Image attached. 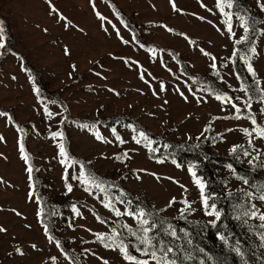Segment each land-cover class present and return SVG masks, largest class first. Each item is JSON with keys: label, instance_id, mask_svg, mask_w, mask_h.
Returning a JSON list of instances; mask_svg holds the SVG:
<instances>
[{"label": "rangeland", "instance_id": "obj_1", "mask_svg": "<svg viewBox=\"0 0 264 264\" xmlns=\"http://www.w3.org/2000/svg\"><path fill=\"white\" fill-rule=\"evenodd\" d=\"M112 1L135 30L107 0H0L4 21L0 22V42L4 44L0 48V106L10 111L0 109L6 113L0 116V228L4 229L0 231V264H128L118 250L97 241L94 233L111 234L119 224L135 229L136 222L128 216L116 217L104 207V193L95 188L85 191V186L72 179L79 165L66 169L61 164V142L71 160L83 162L87 171L104 182L121 212L127 208V195L114 182L161 216L180 221L157 223L155 230L173 249L168 259H175L176 264H252L239 242L236 244L237 234L228 230L227 219L222 220L225 206L228 217L255 247L257 263L264 264V221L243 214L252 204L257 216L264 214V201L256 198L264 188V140L255 133L252 137L244 134L242 129L253 128L249 120L225 119L233 116L235 109L215 99L216 94L226 93L246 113L243 101L248 95L239 89L242 84L248 86L252 111L258 123L264 124L260 115L264 104L258 102L260 94L254 91L256 87L264 89V0H245L246 6L237 7L234 2L231 9L225 8L256 21L249 41L235 46L249 56L248 48L255 47L251 60L255 78L243 61L237 58L233 63L234 38L222 23L216 0ZM60 15L66 19H59ZM232 23L238 38L243 30L235 15ZM212 56L217 59L213 61ZM23 57L38 70V81L25 69ZM68 113L73 118L67 120ZM123 117L133 118L172 141L225 157L213 166L228 201L207 190L196 165L177 162L167 145L146 134L152 142L147 144L139 136L141 130ZM109 119L119 120L109 124ZM82 124L94 127L90 130ZM113 128L123 144L113 135ZM57 131L63 132V140L52 138ZM96 131L110 143L97 140ZM134 136L141 143L137 144ZM234 146H238L236 152ZM189 166H195L204 182L205 196L210 197V204H216L219 220L205 214ZM69 183L71 192L66 187ZM121 193L125 194L123 204L115 199ZM184 200L191 203V209L182 218ZM73 205L80 215L73 212ZM137 206L145 210L141 205L133 210ZM99 215L114 224L100 223ZM186 222L196 224L195 231L188 230ZM168 224L178 239L162 231ZM118 230L136 243L125 229ZM49 236L54 239L50 241ZM219 249L228 253L217 256ZM232 251L237 258H230ZM133 255L140 256L135 251Z\"/></svg>", "mask_w": 264, "mask_h": 264}, {"label": "snow or ice", "instance_id": "obj_2", "mask_svg": "<svg viewBox=\"0 0 264 264\" xmlns=\"http://www.w3.org/2000/svg\"><path fill=\"white\" fill-rule=\"evenodd\" d=\"M235 0H216V7L219 10L220 14L224 17L222 23L226 26V31L228 34H230L231 37H233L234 42V51L232 53L233 63L236 62V59L243 61V63L247 67L248 73L255 78L256 72L255 69L252 66L251 60L256 55V49L254 46L248 48V52L251 53V55L242 54V50L239 48H235L236 45H240L243 43H247L250 39V33L255 32V28L252 27L256 23L255 20L251 19L250 17H247L246 15H241L239 13H232L230 11H225V8L231 9L233 7ZM94 6V5H93ZM53 12H56L57 10L53 7ZM99 16V13H97ZM117 15H119L117 13ZM233 15L236 16V19L239 21V27L243 30V34L236 37V33L233 31V23L232 18ZM101 20L105 19V17L100 16ZM59 19L65 20L66 18L63 17V15L59 16ZM203 19V18H201ZM123 23V21H121ZM70 23V22H69ZM219 30V29H218ZM171 31V29H169ZM3 34V28L0 26V37H2ZM119 34V33H118ZM261 34H264L262 32ZM135 38V37H133ZM124 43H128V41H123ZM4 44L3 42H0V48H3ZM204 55L210 56V53L204 52L203 49H201ZM211 59L215 61L217 58L212 56ZM212 68H215L216 65L213 63L211 65ZM217 76H219V73H217ZM141 79H143V75H141ZM237 79L239 80L240 77L237 75ZM256 84L259 85V81H256ZM37 92H39V89H36ZM239 91H243L248 95V99L243 101L244 109H246V113L241 109L240 106H238L234 101L233 98L229 95L225 94H216L215 99L220 101L224 104H230L231 108L235 109V114L231 117H224L225 119H247L251 122L253 125V128L249 130L248 128L242 129L244 134L246 136L252 137L253 133H255L256 138L264 140V124H260L257 121L256 114L252 111V94L249 93V87L245 86L244 84L241 85V88ZM255 92H258L259 100L258 102L261 104H264V89H261L259 87H256L254 89ZM236 100H240V97H236ZM45 112L52 116L53 113L48 112L47 107H45ZM6 113L0 112V116H4ZM260 115L264 116V108L260 109ZM83 128H91L94 127V125L90 126L87 124L80 125ZM130 127V126H129ZM231 131V129H229ZM112 133L114 136H116V139L123 144L125 141L121 139V137L116 133V129H112ZM95 135V138L97 140H100L105 143H110V141L105 140L103 136L100 135L98 131L93 133ZM52 138L56 139L57 137H60L61 140H63V132L57 131L53 132ZM139 136L147 142V144H151L152 142L149 140L146 133L141 131L139 133ZM2 139V137H0ZM133 139L136 141L137 144L141 143V139H137L135 136ZM251 144V140L249 141ZM238 146H234L232 151L236 152ZM60 149V156L63 157V159L60 161L61 164L65 165V168L71 167L73 164L79 165V171L77 174L72 176V179L78 180L81 185L85 186V191L91 192V189L95 188L99 190L100 192L104 193V200L102 201L105 208L109 209L116 217L121 216H128L132 218L136 222L135 229L128 225V224H119L116 227H113L111 229V234L108 233H94L96 236V240L99 241L105 248H111L112 250H118L123 258L128 262V264H150V261H155V264H176L175 259H168V254L173 251V249L169 246H167L162 240L159 239V233H156L155 230L157 228V222L156 219L153 218L154 214L146 212L142 207L137 206L135 210H133L132 201H127V208L125 211L121 212L119 208L115 206L113 203V198L108 196V189L104 186V182L98 180V178L92 174L91 172L87 171L85 168V165L83 162L71 160V158L68 156V153L65 149L64 144L61 142L59 144ZM151 151H156V149H150ZM20 151L23 154L25 152L23 143L20 144ZM245 155H250V153L245 152ZM125 158L128 157V153L125 152L123 154ZM118 159L120 157H117ZM259 157H254V159H258ZM23 159L26 161L28 160V156L26 154L23 155ZM160 163H163V160L158 161ZM173 164H176L177 162L173 159ZM251 163V161H250ZM177 167H180L179 164H177ZM195 166H189L188 171L193 177V182L198 186L203 207L205 210V214L208 216H214L216 220L220 219V212L216 208V204L209 203L210 197L205 196V184L202 181L201 178L197 176L196 171L194 170ZM28 171L31 173L32 168L29 166ZM155 175V174H153ZM68 173L65 172V179L67 180ZM139 178V177H138ZM244 183H249L248 180L244 179ZM67 190L69 192L72 191V185L66 184ZM259 195L256 197L257 199L264 201V188L259 189ZM125 194L121 193L120 197H116L115 199L123 204L125 203L124 199L122 198ZM249 197L252 196L251 193H247ZM175 203V200L169 202V207ZM182 203L185 204V208L181 210L182 218L183 213L191 209V203H189L187 200L182 201ZM163 211V210H161ZM73 212L76 215H80L78 209L73 205ZM245 216H251L256 217L261 221H264V214H260L257 216L256 206L255 204L250 205V210H245L243 213ZM97 219L100 221V223H105L104 220H102L99 216H97ZM166 221L161 220L160 224L164 225ZM261 227H264V224L261 225ZM118 229H125L128 233L129 237H132L135 239L136 243H131L127 237H124L122 232ZM0 231H4V229L0 228ZM162 231H164L167 235H170L174 238H179L177 236L176 230L173 228L172 225L168 224L166 228H162ZM45 232L47 233V226L45 225ZM155 233V234H153ZM50 241H52L54 238L52 236L48 237ZM221 240H224L225 237L221 236ZM261 239L264 240V234L261 235ZM56 246L61 247L60 242L56 241ZM33 247H35L33 245ZM239 251V248L236 249ZM133 251L140 254V256L133 255ZM140 257H149L150 259H142ZM104 264H108L107 261H104Z\"/></svg>", "mask_w": 264, "mask_h": 264}, {"label": "trees", "instance_id": "obj_3", "mask_svg": "<svg viewBox=\"0 0 264 264\" xmlns=\"http://www.w3.org/2000/svg\"><path fill=\"white\" fill-rule=\"evenodd\" d=\"M107 1L112 5V7L114 9L117 10V12L121 15V18L127 23L128 27H130L132 30H135L133 25H132V23H129L127 21L125 15H123L122 13H120V11H118V9H117L116 5L114 4V2L112 0H107ZM235 5H236V7H237V5L246 6V2H245V0H235ZM0 22H4L2 18H0ZM23 65H24L25 69H27L31 73V75H33L35 77V79L38 81V79H39L38 78V76H39L38 70L35 67H33L32 65H30V63L28 62V60H26L25 57H23ZM239 65L240 64L237 62L236 63V68L241 71ZM197 78H200V80H206L207 79L209 81V79L206 78V77L203 78L201 76H198ZM0 109L2 111H4V112H8L10 114V111H8L7 108H4V107L0 106ZM70 118H73V117H71L69 115V113H68L66 119L69 120ZM123 118L128 123L133 124L136 129L145 132L147 135H149L150 137L154 138L155 140H157L161 144L167 145L170 148V150L173 152V157L177 160V162L186 163L188 165H196V170H197L198 175L203 176V178L207 182V190H209L212 193L216 194L217 197H220L224 201H228V198H226V193H225V191H224V189L222 187V184H221V182L219 180L217 172H216V170H215V168L213 166L217 162L224 161L225 157L218 156V155L214 154L213 152H210L209 150H205V149L202 150V149L198 148L197 146H193V145H191L189 143L172 141V140H170L169 138H167L165 136H162V135H159V134H156L154 132L149 131L147 128H145L144 126L139 124L133 118H130V117H123ZM117 120H119V119H109V120H107V122L109 124H114ZM20 127H22V125H20ZM31 163L33 165L34 180L36 181L37 186H39V181L37 179L38 176H37V173H36V168H35V165L32 162V160H31ZM109 183H112V182H109ZM113 184H117L120 188H123L125 190V194L127 195V197L125 199L127 201L128 200L132 201L133 208L136 205H141V206H143L145 208V210L147 212L153 213L154 214L153 218L156 219V222L159 225H161L160 224L161 220H163V221L169 220V221L175 222L177 224L180 222L177 219H167V218L161 216L150 205H148V204L144 203L143 201L138 200L137 198H135L129 191H127V189L123 185L115 183V182ZM38 191H40V190H38ZM38 194H39L38 197L41 198L42 200H44L42 194L40 192H38ZM220 207H222V206H220ZM99 217L102 220L106 221L110 225L114 224L113 221H111L109 219H106V218L102 217L101 215H99ZM223 219H227V223H228V226H229L228 230L232 229L237 234L239 239H238L236 244H238V242H239V244H240L239 246L244 251L246 257H248V259L251 261L252 264H258L257 261H256V249H255V247H253L249 243V241L242 236L239 227L235 224L234 221H232L228 217V207L227 206H225V208H224V215L222 217V220ZM183 224L191 232L195 231V225L196 224L188 223V222L183 223ZM49 233L52 235V233L50 231H49ZM232 240H234V239H231V241ZM217 253H218L217 256H221V255L227 254L228 252H226L225 249H219ZM229 255L231 256V257L230 256L229 257L232 258V259L233 258H237L236 257V253L233 252V251L231 253H229ZM235 264H237V263H235Z\"/></svg>", "mask_w": 264, "mask_h": 264}]
</instances>
